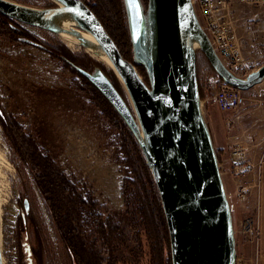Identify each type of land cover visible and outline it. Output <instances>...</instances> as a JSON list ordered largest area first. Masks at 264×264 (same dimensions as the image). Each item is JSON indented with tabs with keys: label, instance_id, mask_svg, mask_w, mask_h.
Masks as SVG:
<instances>
[{
	"label": "rangeland",
	"instance_id": "1",
	"mask_svg": "<svg viewBox=\"0 0 264 264\" xmlns=\"http://www.w3.org/2000/svg\"><path fill=\"white\" fill-rule=\"evenodd\" d=\"M6 1L35 10L56 7L50 0ZM139 1L147 21L148 2ZM196 14L201 22L197 8ZM14 25L27 32L34 41H40L49 47L62 46L78 62L83 63L88 56L107 68L89 56L82 45L70 48L57 34L17 21H14ZM233 26L241 39L245 68L249 72L257 70L264 64V6H236ZM117 41L121 43L120 39ZM121 49L126 51L125 46H121ZM131 51L129 46L127 54L130 59ZM194 51L197 80L204 88L201 101L207 96L209 98L202 104L203 118L206 124L208 122L209 132L216 144L217 136L222 134L227 137L222 117L225 114L211 101L215 92L214 81L218 76L211 70L199 48ZM121 90L128 106L134 111L122 86ZM0 110L6 119H12L19 126L25 139H31L35 143L41 156L49 160L55 175L62 177L65 191L89 203L87 211H81L86 218V225L97 228L108 225L109 221L117 223L131 248L129 254L123 253V259H130V264L141 257L136 251L138 240L141 239L146 245L147 240L142 228L133 224L137 218L139 220L141 203L134 202L128 186V180L133 178L129 168L130 157L123 152L124 141L119 135L118 126L106 118L102 106L95 100L85 80L46 52L30 45L12 43L0 35ZM0 160V200L4 204L0 213L3 264H28L24 242L28 240L27 243L33 248L38 246L29 224L25 226L26 231L21 227L23 214L28 218L33 217L46 240L45 247L41 249V246L38 251L39 264H68L50 209L35 180L36 175L7 138L1 124ZM222 180L228 186L223 175ZM232 198L240 213L237 227L235 213H231L236 248L235 264H255L260 258L261 236L255 248L246 243L242 230L240 231L241 222L254 213V209L251 211L246 206L249 197L246 202L239 201L233 194ZM25 201L28 204L27 212L24 210ZM141 233L142 237L138 238ZM256 252L258 256L255 258ZM144 261L148 260L143 258Z\"/></svg>",
	"mask_w": 264,
	"mask_h": 264
},
{
	"label": "water",
	"instance_id": "2",
	"mask_svg": "<svg viewBox=\"0 0 264 264\" xmlns=\"http://www.w3.org/2000/svg\"><path fill=\"white\" fill-rule=\"evenodd\" d=\"M57 1L63 6L35 10L0 0V14L59 34L57 19L67 13L93 36L121 79L117 80L127 91L135 114L101 71L80 73L113 106L142 150L161 199L171 263L235 264L231 211L213 139L203 118L192 43H197L225 84L242 92L264 80V64L243 79L233 75L215 53L191 0H149L147 21L139 0H124L133 57L144 66L148 86L84 3ZM24 210L28 211L26 201ZM27 245V263L32 264Z\"/></svg>",
	"mask_w": 264,
	"mask_h": 264
},
{
	"label": "trees",
	"instance_id": "3",
	"mask_svg": "<svg viewBox=\"0 0 264 264\" xmlns=\"http://www.w3.org/2000/svg\"><path fill=\"white\" fill-rule=\"evenodd\" d=\"M89 10L95 15L101 23L107 34L116 44L124 59L134 65L138 74L141 76L146 85L149 86V78L144 66L138 63L133 57V48L129 29V20L127 8L124 0H83ZM149 2V0H144ZM90 2V3H89ZM0 35L8 41L30 45L49 54L52 58L63 62L75 74H78L85 80L89 89L94 94L95 100L102 106L106 118L118 126L119 135L124 141V154L130 157L129 164L133 178L128 180L130 194L136 203H141L140 217L133 221L136 227H141L143 235L147 240V245L138 240L137 253L141 255L138 259L130 264H171V253L169 244V234L163 209L161 206L159 193L156 184L151 176V171L146 163L142 150L135 139L134 135L125 124L121 116L107 101V99L80 73H94L101 71L122 99L128 105L123 95V90L118 83L113 72L101 64L95 62L90 57L78 62V59L68 53L62 46L49 47L33 38L23 29L14 25V21L0 14ZM120 39L121 43L117 41ZM126 47V51L121 49ZM131 46V59L129 58L128 48ZM209 63V62H208ZM210 65V64H209ZM211 67V65H210ZM211 70L215 73L213 68ZM200 99L203 98L204 88L197 80ZM0 124L6 133V136L12 142L16 151L30 166L31 171L35 174V180L38 188L43 194L44 200L50 209L53 222L59 234V241L67 258L68 264H129L130 259L126 261L123 255L129 254L131 250L127 240L122 232V228L112 221L108 225L92 228L86 225V218L81 213L82 209L87 211L88 202L77 199L73 193L66 192L63 187L62 177L55 175L52 170L53 165L48 159L41 156L35 143L31 139H25L19 130V126L12 119H6L2 110H0ZM219 162V152L215 150ZM133 209V207H130ZM133 216V214H131ZM28 216V215H27ZM133 217V218H134ZM27 220V221H25ZM33 230L37 247L29 246L25 233L24 244H28L31 252L32 264H39L38 251L43 249L45 238L41 235L38 226L34 223L33 217L28 218L25 214L22 217L21 227L26 231V224ZM25 224V225H24ZM93 229V231H91ZM29 231V228H28ZM93 235V236H92ZM142 237V233L138 238ZM26 246V245H25ZM45 247V246H44ZM124 253V254H123ZM143 258L148 261L143 262ZM141 259V261H139ZM27 260V259H26Z\"/></svg>",
	"mask_w": 264,
	"mask_h": 264
},
{
	"label": "built area",
	"instance_id": "4",
	"mask_svg": "<svg viewBox=\"0 0 264 264\" xmlns=\"http://www.w3.org/2000/svg\"><path fill=\"white\" fill-rule=\"evenodd\" d=\"M191 3L195 12L196 8L199 12L201 18V22L198 18L199 23L202 29H205L217 56L233 75L245 78L250 72L243 63L241 39L233 26L235 7L260 8L264 6V0H191ZM214 83L215 92L211 101L221 113L233 115L243 108L245 97L242 91L225 84L219 77ZM208 100V96L205 97L201 105ZM233 123L232 117L225 119L224 125L227 132L231 131ZM229 161L231 162V175L238 181L235 195L239 201L246 202L249 197V185L244 179L254 172L256 166L248 159L246 149L240 143H233L230 146ZM258 211L259 207L256 205L254 213L240 224V231L242 230L246 243L255 248L260 238ZM257 256L256 252L255 258Z\"/></svg>",
	"mask_w": 264,
	"mask_h": 264
},
{
	"label": "crops",
	"instance_id": "5",
	"mask_svg": "<svg viewBox=\"0 0 264 264\" xmlns=\"http://www.w3.org/2000/svg\"><path fill=\"white\" fill-rule=\"evenodd\" d=\"M245 94V105L233 115H222L224 121L229 116L234 119L233 127L227 132V137L222 134L213 139L216 151L219 152L220 170L228 181V186L223 182L226 197L231 213H235V227L240 219V213L235 196L238 181L231 175V162L229 161V148L233 143H240L246 149L247 157L256 166L253 173L247 175L244 181L249 185V201L247 207H259L258 222L260 228V258L255 264H264V80L250 89ZM207 126L210 129L208 122ZM232 193V194H231ZM231 195V196H230Z\"/></svg>",
	"mask_w": 264,
	"mask_h": 264
},
{
	"label": "bare ground",
	"instance_id": "6",
	"mask_svg": "<svg viewBox=\"0 0 264 264\" xmlns=\"http://www.w3.org/2000/svg\"><path fill=\"white\" fill-rule=\"evenodd\" d=\"M55 5L63 6L60 2L57 0H50ZM57 25L60 28V33L57 34V36L61 39L63 43L66 44L67 47H74L78 45H82L84 47V51L91 56L92 58L96 59L97 61L104 64L109 70L113 71L116 78L121 81L118 74L114 70L112 64L110 61L106 58L105 54L100 49L98 43L95 41L93 36L89 34L87 31L81 29L76 22L73 20L72 16L70 14L64 13L60 15L57 19ZM192 48L196 50L198 48V45L196 42L192 43ZM114 75V76H115ZM119 82V81H118ZM122 83V82H121ZM120 84V83H119ZM126 91V90H125ZM126 95L129 98L130 97L126 91ZM1 161V160H0ZM3 194V193H2ZM6 200V199H5ZM4 200V201H5ZM4 204L0 200V213L2 211ZM1 215V214H0ZM1 217V216H0Z\"/></svg>",
	"mask_w": 264,
	"mask_h": 264
},
{
	"label": "flooded vegetation",
	"instance_id": "7",
	"mask_svg": "<svg viewBox=\"0 0 264 264\" xmlns=\"http://www.w3.org/2000/svg\"><path fill=\"white\" fill-rule=\"evenodd\" d=\"M82 3H84V5H86V3H85V1H83V0H80ZM87 6V5H86ZM89 9V8H88Z\"/></svg>",
	"mask_w": 264,
	"mask_h": 264
}]
</instances>
